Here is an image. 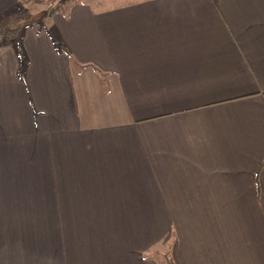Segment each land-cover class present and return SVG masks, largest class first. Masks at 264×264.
I'll return each mask as SVG.
<instances>
[{
  "label": "crops",
  "instance_id": "1",
  "mask_svg": "<svg viewBox=\"0 0 264 264\" xmlns=\"http://www.w3.org/2000/svg\"><path fill=\"white\" fill-rule=\"evenodd\" d=\"M43 21L0 40V219L48 222V264H158L168 233L181 264H264V0Z\"/></svg>",
  "mask_w": 264,
  "mask_h": 264
},
{
  "label": "rangeland",
  "instance_id": "2",
  "mask_svg": "<svg viewBox=\"0 0 264 264\" xmlns=\"http://www.w3.org/2000/svg\"><path fill=\"white\" fill-rule=\"evenodd\" d=\"M75 1L87 0H67L65 3H60L61 0H17L13 7L3 13V18H9L10 21L5 25H1L3 28L0 29V40L5 38L4 36L7 37L14 34L13 31L15 29L19 32L21 31V33H25L29 28L42 29L46 26L43 21L44 17L54 11V8L62 12ZM109 1L112 2L113 0ZM11 41L12 39L10 38ZM16 221V214H11L9 219H0V245L9 248L18 244L17 226L22 233L21 264H48L50 261L49 226L47 229H45V226L41 227L48 222L40 221L34 218L33 215L28 214H21V224L19 226L16 225ZM165 247L163 243H159L153 249L152 256H161L162 258Z\"/></svg>",
  "mask_w": 264,
  "mask_h": 264
},
{
  "label": "trees",
  "instance_id": "3",
  "mask_svg": "<svg viewBox=\"0 0 264 264\" xmlns=\"http://www.w3.org/2000/svg\"><path fill=\"white\" fill-rule=\"evenodd\" d=\"M65 2L61 1L60 3H65ZM56 11L57 10L54 8L53 12H56ZM10 31H11V29H10ZM13 32L16 35L14 37H17L18 30L15 29ZM59 48L65 52V48L61 44L59 45ZM161 243H163L166 246L165 247L166 249H165V252L162 253V258H161V256L160 257L154 256L156 262L158 264H181L179 259H178V256H177V238H176V236L172 233H168L161 240Z\"/></svg>",
  "mask_w": 264,
  "mask_h": 264
},
{
  "label": "water",
  "instance_id": "4",
  "mask_svg": "<svg viewBox=\"0 0 264 264\" xmlns=\"http://www.w3.org/2000/svg\"><path fill=\"white\" fill-rule=\"evenodd\" d=\"M62 2H65V1H67V0H61ZM51 14V13H50Z\"/></svg>",
  "mask_w": 264,
  "mask_h": 264
}]
</instances>
